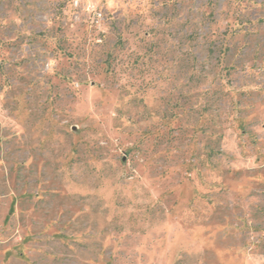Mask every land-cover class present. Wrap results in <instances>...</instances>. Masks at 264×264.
<instances>
[{
	"label": "rangeland",
	"instance_id": "374dc122",
	"mask_svg": "<svg viewBox=\"0 0 264 264\" xmlns=\"http://www.w3.org/2000/svg\"><path fill=\"white\" fill-rule=\"evenodd\" d=\"M0 264H264V0H0Z\"/></svg>",
	"mask_w": 264,
	"mask_h": 264
}]
</instances>
